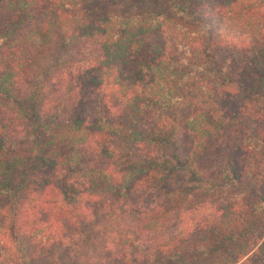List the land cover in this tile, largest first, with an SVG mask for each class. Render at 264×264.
<instances>
[{
  "label": "trees",
  "instance_id": "trees-1",
  "mask_svg": "<svg viewBox=\"0 0 264 264\" xmlns=\"http://www.w3.org/2000/svg\"><path fill=\"white\" fill-rule=\"evenodd\" d=\"M263 5L0 0V254L58 264L66 240L95 230L103 213L89 239L127 227L112 243L144 249L91 264H264V173H248L264 152ZM63 36L95 49L70 79L85 93L113 91L103 113L83 116L82 100L66 116L48 112L46 82L21 88L31 69L20 52L48 51ZM186 106L180 135L155 124V110ZM152 179L164 184L160 198ZM207 202L215 209L205 230L150 234Z\"/></svg>",
  "mask_w": 264,
  "mask_h": 264
},
{
  "label": "rangeland",
  "instance_id": "rangeland-1",
  "mask_svg": "<svg viewBox=\"0 0 264 264\" xmlns=\"http://www.w3.org/2000/svg\"><path fill=\"white\" fill-rule=\"evenodd\" d=\"M235 40H239V42L242 43L248 42L246 36ZM95 54L96 51L92 47V44H88L85 40L83 41L81 39L71 40L66 36L60 37L55 48L48 51L33 52L30 50H22L19 57L27 64V67L29 66L31 69V76L29 77L31 79H28L29 82L23 83L21 88L23 90H30L36 86L39 87L43 81L46 82L45 87L40 94V102L45 101L43 107L48 112H56V109L58 108L62 110L59 111L61 112V115L66 116V114L72 112L71 110H74L71 105L82 100L83 102H80V106L79 103L77 104V110L79 109L83 116L89 117L92 114H101L106 111V104L109 106L107 101L108 98L113 95V91L108 88H101L99 90L95 89L85 93L78 86L76 87L73 85L74 82L77 84L76 79H70V77L75 74L74 71H76L77 68H80L82 64L88 62L91 55ZM68 71L70 72L68 73ZM57 105L59 107H57ZM189 113L190 107L188 106L170 111L157 109L155 110L154 121L156 125H161L164 128L175 126L176 132L180 135V123L184 116H187ZM179 145L180 148L183 149V143L181 141L179 142ZM124 159L125 158L122 157L118 160H112V162H114V166H118L119 162ZM249 167V175H253L254 172L259 169L261 171L263 170L264 173V152L258 153L256 158H251L249 161ZM179 175H181L182 178L185 177L183 179L186 180V176L181 173H179ZM176 180L177 179H174L173 181L176 182ZM163 187L164 184L162 182H157L154 179L148 184V188L152 192L150 195L155 198H160ZM214 209V203L207 202L206 205L204 204L197 209L184 211L177 219L150 234L155 239L162 241L174 239L175 237L178 238L179 236L186 234V232L195 229H198V232L199 229L203 231L210 226L212 218L211 212L213 213ZM97 216L99 218L96 219V224L102 225L103 213H99ZM101 225H98L95 230H102L98 229ZM66 228L69 229L70 227ZM93 228L94 227H91L87 229L88 231L77 232L76 235L74 234V237L72 236L73 245L66 240L65 244H63L64 246L61 247L63 251H61L60 255L57 257L58 260H60L58 264H91V261L88 262L87 260H96L95 258L97 256L105 258L106 255L111 257L114 255L111 263H118L116 261L121 259L131 261V256H133L136 251L139 254L144 249V246L139 243L120 247H116V244L112 243V236L118 234L117 236L124 237L128 230L127 227L124 228L119 226L117 228L108 229L107 237L104 236V233L98 235L96 233L93 234L92 232H95V230H92ZM90 231H92V239H89L85 233L87 232L88 234ZM84 240H88V242L84 244ZM104 240L107 241L106 249H104L102 245ZM57 250H59V248L55 249L54 252ZM65 251L71 253L64 254ZM6 257L5 254H0V264H17L19 261L18 259L13 261L10 257H7L6 259ZM50 260L53 261L54 258ZM51 264L54 263L51 262Z\"/></svg>",
  "mask_w": 264,
  "mask_h": 264
}]
</instances>
